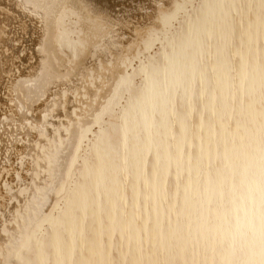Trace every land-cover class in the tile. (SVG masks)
<instances>
[{
  "label": "bare ground",
  "instance_id": "1",
  "mask_svg": "<svg viewBox=\"0 0 264 264\" xmlns=\"http://www.w3.org/2000/svg\"><path fill=\"white\" fill-rule=\"evenodd\" d=\"M0 264H264V0H0Z\"/></svg>",
  "mask_w": 264,
  "mask_h": 264
}]
</instances>
